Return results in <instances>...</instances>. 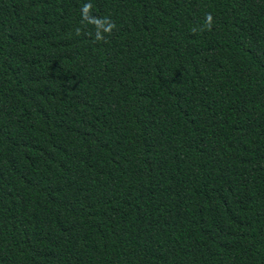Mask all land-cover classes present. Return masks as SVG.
<instances>
[{
  "label": "trees",
  "instance_id": "trees-1",
  "mask_svg": "<svg viewBox=\"0 0 264 264\" xmlns=\"http://www.w3.org/2000/svg\"><path fill=\"white\" fill-rule=\"evenodd\" d=\"M0 264H264V0H0Z\"/></svg>",
  "mask_w": 264,
  "mask_h": 264
}]
</instances>
